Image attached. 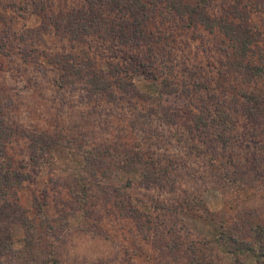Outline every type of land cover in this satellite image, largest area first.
Returning <instances> with one entry per match:
<instances>
[{
    "label": "rangeland",
    "instance_id": "374dc122",
    "mask_svg": "<svg viewBox=\"0 0 264 264\" xmlns=\"http://www.w3.org/2000/svg\"><path fill=\"white\" fill-rule=\"evenodd\" d=\"M113 1L0 0V264H264V0L208 1L254 34L244 59L178 0H144L154 25ZM82 60L111 86L67 77Z\"/></svg>",
    "mask_w": 264,
    "mask_h": 264
},
{
    "label": "trees",
    "instance_id": "16d2710c",
    "mask_svg": "<svg viewBox=\"0 0 264 264\" xmlns=\"http://www.w3.org/2000/svg\"><path fill=\"white\" fill-rule=\"evenodd\" d=\"M208 1H214V0H183V1H179L176 5H174V9L176 11H181L184 14H189V18H190V22L192 23H202L205 25V28L211 32H213L215 29L219 30V32L225 36V39L229 40L230 46L231 48H236L238 50V53L243 57V59L246 56H250L248 55V51L251 50L252 46L255 44L254 38V34L251 33L250 31L247 32L245 31V34L240 33V27L238 25H234L233 23H230L228 21H226L225 19H219L218 20H211L210 17L208 16V13L206 12V10L208 11L209 9V2ZM129 0H114L113 3L117 6L120 7V9H116L114 8V10H117V12H119V16H125L127 15V12H129L128 10H131V14L132 17H136L137 19L139 18V16H141L143 19L146 20V22H149V24H153L154 20L149 18L150 16H152V13H149L148 10L146 9V5H147V1L145 2L144 0H131L130 4L128 3ZM124 8H121V7ZM134 10L137 12L138 17L134 14ZM90 13V12H89ZM123 14V15H120ZM87 15H91V14H87ZM81 17L78 18V20H80ZM147 18V19H146ZM158 23V22H157ZM96 24V30H100V26L97 25V23H93L92 25L89 26V28H92L93 26H95ZM154 25V24H153ZM80 28L86 29L85 26H81ZM158 28H161L159 23H158ZM89 31L86 33V35H88ZM107 36V35H106ZM109 37H107L106 39H108ZM105 39V38H104ZM77 60V59H76ZM229 61V60H228ZM156 61H152V63H150V66L152 67V65H155ZM157 64V63H156ZM231 63L229 64L230 67ZM149 66V68H150ZM71 68H66V76H72L71 79L76 78V76H80L82 75V73L84 74V76H86L85 80L86 82H88L89 86H91L92 88H94V90H98V88H108L109 86H111V80L110 82H108L106 78H103L102 75H98V73L94 70H87L86 68L83 67V60L81 62H75L70 66ZM90 67V66H89ZM251 68H253V71L251 72V75L249 77V79L247 80V83L250 84L253 80L256 79V77L260 76V74L264 73V65H261L260 63H257V65L252 66ZM246 69H250V66H246ZM61 70H65V68L61 67ZM144 69H142V72L144 73ZM163 73L162 70L158 67H155L154 73L152 75L153 79H155L156 81L158 80L159 77H162ZM168 75V72H167ZM171 83V82H170ZM122 85V93L125 95H131L132 96H136V97H140L143 98L142 95L140 96V92L136 91V86H134L132 83V86H127V85ZM172 86L165 81L162 90H160V94L158 96L159 98V108L158 111H160L161 113H168V114H172V117H167L165 116V119L167 120V122H170L168 124H173L171 123V121H175L179 118V111L181 110V108L177 107V106H164L163 103H161V94L166 92V93H170L173 91V89L171 88ZM104 90V89H103ZM132 92H131V91ZM249 93H253V90H249ZM150 112H152L153 110H155L154 108H150L149 109ZM204 112H202V114H199L197 116V118H199V116L204 115ZM197 121L195 122V126L197 128V130L202 131L205 125H215L213 123H211V121L209 120H201V119H196ZM195 128V129H196ZM232 129V127H229ZM228 131V130H227ZM220 135L219 134V139H220ZM221 141H225V133L221 138ZM229 157V156H228ZM216 158V157H215ZM215 158H211V162H215L217 160H215ZM145 178L148 179V176L145 175ZM7 178V177H6ZM240 179H234L233 181L230 182V186H240L241 187V182L239 181ZM19 207L18 203L16 204H12L10 205L9 203L6 204L3 208L0 207L2 209V211H0V219L1 216H3L2 214H4V218L3 221H1L0 223V256H6L9 255V251L10 253H12L13 250V240L12 236H10V231L8 230V219L11 217L10 216V210L12 212H17V208ZM25 218H24V222L25 220L27 221L25 223V228L28 230L29 237L27 239V243L29 246H35L37 244V240L34 242V240L36 239L35 236V232H36V226L32 225V224H28V221H30V214L27 211L26 213H24ZM3 222H4V226H3Z\"/></svg>",
    "mask_w": 264,
    "mask_h": 264
}]
</instances>
